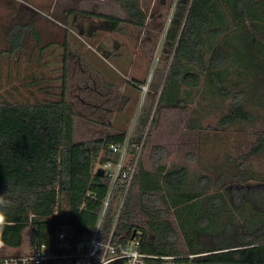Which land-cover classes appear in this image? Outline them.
Wrapping results in <instances>:
<instances>
[{
	"label": "trees",
	"instance_id": "1",
	"mask_svg": "<svg viewBox=\"0 0 264 264\" xmlns=\"http://www.w3.org/2000/svg\"><path fill=\"white\" fill-rule=\"evenodd\" d=\"M113 1L126 14L114 18L117 26L121 21L146 26L148 14L140 0ZM23 26L31 30L33 22ZM232 29L235 35L229 38ZM18 43L8 48L10 55L21 50L23 42ZM161 51L166 57L164 72L157 70L162 90V84L153 86L152 104L144 105L130 136V153L141 145L142 150L119 224L121 234H128L124 241L136 230L144 252L176 255L187 264H264V176L250 161L264 153V129L255 131L247 152L226 153L225 162L197 175L187 165L164 163L167 151L161 145L151 148V168L143 159L162 109L184 106L192 100V89L204 102L205 92L215 104L222 101L216 108L230 100L217 118L218 129L256 118L251 103L264 105V0H179ZM230 56L239 65L232 76L227 74ZM174 75V95H169ZM203 78L207 91L200 87ZM250 78L260 79L256 91L244 86ZM65 91L64 85L56 100L31 101L12 86L0 98V196L8 202L0 208L6 218L0 245L20 248L26 232L29 248L51 245L66 222L65 211L78 234L89 232L98 219L111 178L95 169L116 161L110 145L124 143L129 132L116 129L76 140L77 112ZM197 118L190 124L202 128ZM171 218L178 223L180 239Z\"/></svg>",
	"mask_w": 264,
	"mask_h": 264
},
{
	"label": "rangeland",
	"instance_id": "2",
	"mask_svg": "<svg viewBox=\"0 0 264 264\" xmlns=\"http://www.w3.org/2000/svg\"><path fill=\"white\" fill-rule=\"evenodd\" d=\"M50 1L55 2L54 0H0V5L5 6V10H0V98L6 94V89H11L12 86H16L14 84L15 69L29 72L31 68H34L30 62V57L32 54L35 55L39 51L36 45L31 43L30 37L26 36L23 39L21 50L17 53L15 52L13 55L7 52L12 43H14V45L19 44L18 41H20V38L15 37L14 34H23L29 30L27 27L23 26L24 24L19 23L26 22L29 17L26 11L20 9L23 7L35 6L40 10H45V2L48 3ZM68 1L69 0H56V3L60 7L61 5L65 6ZM178 1L179 0H140L142 8L148 14L147 24L143 28L135 27L123 21H121L118 26L114 22L113 28H111L110 26H106L104 20H99L100 18L93 16L97 18V21L94 20V23L99 24L101 27V29L96 32L97 36L89 38L85 34L78 33L82 35L84 40L91 43L94 49H97L101 42H106L109 49L115 50V52H118L119 55H123L124 57V59L122 58L120 61L117 57L110 55L108 63L104 62L103 64H99V67L102 69L101 71H108L112 76L119 75V72H121L129 79L127 81L128 87L126 93L130 98L127 101L128 103L126 102V108L118 114L122 126H120L121 128L117 126L115 129H125L127 132L131 133L144 105L152 104V98L155 94L153 90L154 87L162 84L160 87L162 90L164 80L161 82V72L157 70L160 71L161 69V71L164 72L166 66V57L161 50L166 30L169 28L173 19ZM71 2L72 0H70L68 4ZM13 6H16V11H18L15 16H13V11H11ZM84 6L89 10L96 8L95 10H97V12L103 11L105 14L111 16V18L106 19L112 21H114V18L124 19L126 17L124 10L119 4L112 0H86ZM52 14L55 19L60 18L58 11H54ZM15 22L18 23L14 25L12 31L9 32L12 24ZM89 24L90 20L83 25ZM71 29L77 32L75 27ZM232 35H235L234 29H232L229 38H231ZM23 36H25V34H23ZM237 40L238 39L234 37L231 39L233 42ZM115 42L117 43L116 48L114 46ZM226 48L229 50V54H231V46ZM17 56L21 57L18 59L22 62L21 65L19 62L15 61ZM52 56L54 55H51V57ZM229 60L228 66L230 68L227 74L232 76L233 69H238L239 65L236 61H233L232 56H230ZM52 61L53 60L50 62L53 63ZM230 76H228L231 78L229 81L237 77L236 74L233 75V78ZM203 79L200 87H202V90L205 89L207 91V86L205 85L206 79ZM124 80L126 81L125 78H123L122 81L124 82ZM131 81L134 83H131ZM176 81L177 76L174 75L171 84H169V95H174L175 88L173 84L176 83ZM259 82L260 79L254 80L250 78L248 81L244 82V86L247 87L250 85L248 88L252 87V90L256 91L257 87H259L256 84H259ZM146 85L148 87L147 90L145 89ZM18 88L20 87L18 86ZM192 90V100L184 106H169L168 108L162 109L159 115L158 125H156L151 132V141L143 156L149 168L153 165L150 153L152 146L155 144L161 145L166 149L165 151H167V153L163 155V162L168 166L184 164L192 170V175L195 173L197 175L200 171L207 170L206 168L209 166L213 167L216 163L225 162L226 153L235 155L236 152H247L251 147V143L255 141V131L264 129V105H260L258 101L250 105L256 114V118L252 122H241L228 129H218L217 118L222 111H225L230 100H226L221 104V107L216 108L217 104L222 101H218V103L216 102L217 104H215L210 99V97H212L211 93L205 92V96L208 94V100L204 102V96L198 94L195 97L196 90ZM258 91L261 90L258 89ZM23 93L27 96L30 95L27 90ZM125 95L124 99L126 97ZM114 101L121 105L124 100L118 101V98H116L112 100V102ZM76 109V137L82 138L83 136H87L88 138H92L98 133L96 131L97 127H93L92 124L88 123L81 125V121L84 118L90 120L91 117L97 118L98 116L96 114L93 115V112L83 108L81 105H77ZM192 117H198L203 127H193V125L190 124V119ZM106 118L108 123V121H110L109 115ZM104 130L106 129L104 128ZM160 155L162 156V154ZM250 161L253 168L264 176V153L254 155ZM64 213L67 215L66 217H68L69 212L67 213L65 211ZM139 219H142V217L139 216ZM147 219V217L143 218V221ZM169 221L171 227L177 232L179 226L176 220L171 218ZM139 232L141 231L139 230ZM179 233L177 232L179 236L178 239L181 238ZM28 250L29 238L27 232L25 233V241L20 248L0 245V255L3 256L25 254Z\"/></svg>",
	"mask_w": 264,
	"mask_h": 264
},
{
	"label": "crops",
	"instance_id": "3",
	"mask_svg": "<svg viewBox=\"0 0 264 264\" xmlns=\"http://www.w3.org/2000/svg\"><path fill=\"white\" fill-rule=\"evenodd\" d=\"M54 1L45 2V10H40L35 6L20 9L26 11L29 17L26 22L19 23L25 24L32 21L33 27L23 33L25 36L16 33L15 37L19 36L20 42H23L26 36L30 37L31 43H34L39 51L30 57V62L34 67L31 68V71L25 72L15 69L14 84L19 86L22 92L27 90L31 101L34 99H59L65 85L67 100L74 105L75 109L77 105H81L93 112V115L98 116L97 118L91 117L90 120L84 118L81 121V125L88 123L92 124L93 127H97L96 131L98 133L93 137L102 136L111 131L115 132L117 131L115 127L119 126L121 128L120 126H122L118 114L126 108L127 101L130 98L126 93L129 79L121 72L116 76H112L108 71L103 72L99 64L108 63L110 55L117 57L120 61L124 57L115 51L107 54V56L102 52V49L99 50L98 47L94 49L91 43H88L82 35L78 34L77 27L80 23L83 25L89 20L97 21V18L88 16V12L105 13L103 11L97 12L96 8L90 10L86 8L84 6L86 0H74L76 2L72 0L68 4L69 0L65 6L61 5L60 7L57 5L56 0ZM0 10H5V6L0 5ZM16 10V6H13L11 10L13 16L17 15L18 11ZM54 11H58L60 18L55 19L53 17L52 13ZM104 19L100 18L99 20L103 21ZM17 23L12 24L9 32ZM72 27H75L77 32H74L71 29ZM51 55L54 56L51 57ZM19 58L21 57L17 56L15 61L21 65L22 62L18 60ZM51 60H53V63L50 62ZM123 78L126 81L123 82ZM124 95L126 96L125 99ZM116 98H118V101L124 100L123 103L120 105L115 101L112 102ZM108 115L110 121L107 123L106 117ZM76 122L77 115L75 117V139H89L87 136L76 137ZM104 122L109 125H103Z\"/></svg>",
	"mask_w": 264,
	"mask_h": 264
},
{
	"label": "built area",
	"instance_id": "4",
	"mask_svg": "<svg viewBox=\"0 0 264 264\" xmlns=\"http://www.w3.org/2000/svg\"><path fill=\"white\" fill-rule=\"evenodd\" d=\"M145 89H148L147 85ZM131 134L132 131L124 143L110 145L117 153L116 161H105L95 169L97 172L102 167L111 183L98 219L89 232L78 234L75 226L68 222V215L51 245L38 243L25 254L4 255L0 259L2 264H187L178 261L176 255L146 253L141 249L136 230L135 235L133 232L125 241L123 235L128 234H121L119 230L126 196L137 173L142 150L141 145L136 154L130 153Z\"/></svg>",
	"mask_w": 264,
	"mask_h": 264
},
{
	"label": "flooded vegetation",
	"instance_id": "5",
	"mask_svg": "<svg viewBox=\"0 0 264 264\" xmlns=\"http://www.w3.org/2000/svg\"><path fill=\"white\" fill-rule=\"evenodd\" d=\"M88 16H91V15H88ZM104 21L106 22V26H108V27L110 26L111 28H113L114 21H112L110 19H104ZM94 22H95L94 20L90 21L89 25H82L80 23L79 26H77L79 33L85 34L89 38H94L95 36H97L96 32L99 31V29H101V27L99 26V24L94 23ZM114 46H115V48L117 47V43L116 42L114 43ZM98 48H101L103 50V52L105 53V55L115 51V50L113 51V50L109 49L107 47L106 42H101L98 45Z\"/></svg>",
	"mask_w": 264,
	"mask_h": 264
},
{
	"label": "clouds",
	"instance_id": "6",
	"mask_svg": "<svg viewBox=\"0 0 264 264\" xmlns=\"http://www.w3.org/2000/svg\"><path fill=\"white\" fill-rule=\"evenodd\" d=\"M7 201L4 199L3 196H0V208L6 207L7 206ZM6 218L3 215L2 212H0V227H3L5 224Z\"/></svg>",
	"mask_w": 264,
	"mask_h": 264
},
{
	"label": "water",
	"instance_id": "7",
	"mask_svg": "<svg viewBox=\"0 0 264 264\" xmlns=\"http://www.w3.org/2000/svg\"><path fill=\"white\" fill-rule=\"evenodd\" d=\"M99 50H101V48H98ZM108 56V55H107ZM104 169L102 168V167H100L98 170H97V174L98 175H104ZM135 232L136 231H134V234H133V236L135 235Z\"/></svg>",
	"mask_w": 264,
	"mask_h": 264
}]
</instances>
